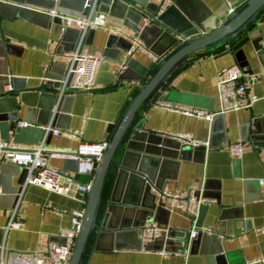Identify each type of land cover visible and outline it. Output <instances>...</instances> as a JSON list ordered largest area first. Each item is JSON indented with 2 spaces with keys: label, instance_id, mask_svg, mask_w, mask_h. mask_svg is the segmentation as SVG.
<instances>
[{
  "label": "crops",
  "instance_id": "crops-1",
  "mask_svg": "<svg viewBox=\"0 0 264 264\" xmlns=\"http://www.w3.org/2000/svg\"><path fill=\"white\" fill-rule=\"evenodd\" d=\"M228 1L238 9L245 0ZM6 2L8 0H0L3 4L0 5V91L4 82L13 81L16 87L34 90L45 81L61 79L66 70V54L75 49L79 39L73 30L61 35L60 20L52 18L48 12L58 9L61 2L65 8L60 10L75 12L73 9L82 0H24L27 2L24 5L12 2V6L20 7L19 11L13 10ZM206 3L217 14V18L209 21V26H219L228 17L226 1L206 0ZM86 12L85 6L80 14ZM144 24L142 21L140 26ZM135 27V17L126 23L108 15L107 29H97L86 35L85 43L103 55L95 88L72 94L75 100L71 117L69 120L63 118L59 124L68 127L67 130L52 127L60 131V135H52L47 148L60 156L50 158L49 165L72 175L78 184L85 183L88 178L79 176L77 179L73 173L77 169L76 160L63 153L74 154L81 141H108V127L119 121L140 86L158 65L149 54L160 58L159 54L175 48L168 39L141 40ZM136 44L144 50L136 49ZM263 44L264 11L257 23L235 38L229 47L207 49L190 57L168 81L165 93L170 95L171 102L152 101L141 111V119L150 132L169 138L173 134H188L200 142L197 147L205 146L184 154L181 160L178 155L173 157L178 166L172 163L162 167L165 185L160 193L199 192L196 198L202 203L197 208L196 227L213 232L220 226L217 238L211 242L207 238L204 243L200 240L197 244L191 243L197 237L190 239L193 219L167 204L159 206L160 193L153 191L156 205L163 209L154 212L150 221L165 232L162 240L153 242L149 251L127 249L134 242L130 238H124L120 246L126 249L119 251H109V244L105 243L101 251L94 252L90 245L85 264H249L253 260H261L264 264V234L259 232L264 229ZM223 68H239L247 75L260 76V81L250 90V94L259 98L251 109L216 115L208 121L162 106L169 104L217 112L220 109L217 73ZM11 110L9 101H0V142L4 125L10 122ZM26 110L22 104L21 122L39 128L37 112L28 116ZM23 139L27 143L43 140L38 130L26 131ZM237 143L241 144L243 153L240 157H232L227 147ZM20 176L21 170L14 165L0 166V233L4 232L1 251L5 260L14 254L44 253L52 245L63 244L60 234L71 228V212L83 208L77 197L29 185L19 193L13 209L15 192L21 188ZM111 186L109 182L105 199ZM119 191L120 199L125 198L128 203L141 201L136 185L128 189L127 185L121 184ZM144 201L145 204L153 203L154 197L151 195ZM134 211L140 212L135 219ZM124 212L126 220L120 221L122 223L115 221V226L129 221L141 222L145 211L125 205L114 206L116 216H122ZM12 217L21 224L20 228L9 227ZM218 245L227 258L217 259L212 254L219 250Z\"/></svg>",
  "mask_w": 264,
  "mask_h": 264
},
{
  "label": "water",
  "instance_id": "water-1",
  "mask_svg": "<svg viewBox=\"0 0 264 264\" xmlns=\"http://www.w3.org/2000/svg\"><path fill=\"white\" fill-rule=\"evenodd\" d=\"M86 1L82 0L81 4L73 9L75 12L65 13L82 17L83 15L80 13L83 12ZM12 2L20 5L27 3L24 0H8L6 5L17 11L20 10V7L12 6ZM59 8H65V4L61 2ZM59 8L56 9L58 12H64ZM98 9L105 14L125 20L126 23L131 17H135L137 27L134 29L138 38L143 41L153 37L158 40L168 39L171 41L170 45L175 46V48L168 50L165 54L158 55L160 61L156 68L140 86L138 93L130 101L119 121L108 127L110 138L87 195L82 223L69 264H85L90 245H92L94 252L101 251L102 245L105 243L109 244V251H119L126 249L120 246L124 238H130L134 241L133 246L131 245L127 249L149 251L153 242L162 240L164 231L160 232L159 237L146 244L141 238L146 221L152 219L154 212L163 209L156 205V195L153 194V191L160 193L165 185V177L162 175L161 169L166 164L174 163L178 166V162L172 160L176 155L181 160L184 154L204 149L205 146L182 145L172 138L150 132L145 128L144 120L141 119V111L152 101L155 103L171 102L170 95L166 96L165 90L169 87L168 81L172 75L196 53L207 49L219 50L229 47L235 38L257 23L260 14L264 11V0H245L238 9L214 28L209 26V21L217 18V14L207 5L206 0H164L163 3H159L157 0H145L144 2H137V0H99ZM142 21L145 24L140 26ZM73 31L77 34L78 40L79 31ZM146 71L149 72L150 69L147 68ZM61 79L55 82L45 81L34 90L16 87L13 81L4 82L1 85L0 101L7 100L12 106L10 122L4 125L2 142H13L21 146H36L42 140L32 143L22 140L26 131L38 130L43 139L44 128L50 122L51 128L68 129V127H61L59 124L63 118L70 119L75 95L60 94ZM7 88L8 90H5ZM22 104L27 107L26 114L28 116L37 112L39 128L32 125L20 126ZM51 137L52 133L47 136V144H49L48 141ZM172 142H175L176 145L172 146ZM63 154L67 157L73 155ZM76 163L77 169L73 173L78 179L79 163L77 161ZM2 165L5 164L0 163V166ZM17 168L21 170L19 181L21 188L15 192L13 209L27 178V171L20 167ZM109 182L112 183V186L105 199ZM121 184L127 185L128 189L132 185H136L141 201L128 203L125 198L120 199L119 188ZM151 195L154 197V202L145 204L144 199L150 198ZM199 195V192L195 193V196L198 197ZM116 205L131 206L135 210L143 209L145 211L144 217L141 222L129 221L128 224L115 226V221L122 223L126 220L125 212L122 216H116L113 213ZM133 213V219H135L140 212L134 211ZM219 227L213 232L203 233V228L198 226L199 233L194 240H191V243L197 244L199 240L204 243L207 238L208 242H211L215 237L217 238V233H220ZM158 228L160 229L159 226ZM3 234L4 232L0 233V260L7 262V259L2 258ZM217 243H219L218 240ZM218 247L219 250L212 254L216 255L217 259L220 257L227 258L228 255L224 254L221 246L218 245ZM162 250L163 248H161Z\"/></svg>",
  "mask_w": 264,
  "mask_h": 264
},
{
  "label": "built area",
  "instance_id": "built-area-1",
  "mask_svg": "<svg viewBox=\"0 0 264 264\" xmlns=\"http://www.w3.org/2000/svg\"><path fill=\"white\" fill-rule=\"evenodd\" d=\"M157 1L159 3L164 2V0ZM225 1L229 16L236 9L228 0ZM98 2L99 0H87L85 5L87 12L82 17L58 12L57 10L48 12L52 18L60 20L61 35L68 30H77L80 33L77 46L66 54V70L60 81L61 95L73 94L78 91L89 92L95 88L103 55L100 50L88 46L85 43V37L90 31L101 28L107 29L108 15L99 11ZM139 48L143 49L136 44V49ZM261 50L264 51V44ZM149 57L157 64L160 61V58L152 54H149ZM217 78L218 100L220 103V109L217 112L209 113L201 109L173 107L169 104H162V106L185 115L212 121L216 115L248 110L258 102L259 98L254 94H250V90L260 81L259 75H247L239 68H223L217 73ZM20 126L28 127L29 124L21 122ZM44 132L43 140L36 146L25 148L13 142H0V163L11 164L27 171V178L21 192L27 186L35 185L57 194L77 197L83 204V208L71 212V228L63 230L60 234L64 239L63 244L52 245L44 253L14 254L7 259V262L0 260V264H69L82 223L87 195L94 174L105 153L107 141H81L79 143L77 150L71 157L79 163V176H87L88 180L85 183L78 184L72 175L55 170L49 165L50 158L60 156V154L48 150L47 136L50 133L58 136L60 131L53 130L51 126H48L44 128ZM171 137L193 146L200 144L188 134H173ZM227 150L232 157H240L243 153L242 146L239 143L229 145ZM159 198V206L167 204L169 208L180 210L193 219L190 239H194L199 233V229L196 227L197 208L202 201L196 198L192 191L182 193L163 191L160 193ZM9 227L20 228L21 224L12 217ZM203 231L210 233L209 229H203ZM160 232L161 230L156 224L146 221L142 236L143 242H152L159 237ZM259 232L264 234V229ZM249 264H263V262L261 260H253Z\"/></svg>",
  "mask_w": 264,
  "mask_h": 264
}]
</instances>
